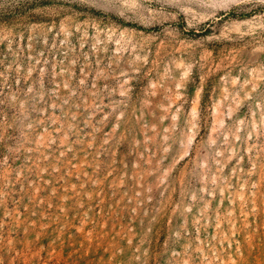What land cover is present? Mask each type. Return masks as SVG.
<instances>
[{
	"label": "rangeland",
	"instance_id": "374dc122",
	"mask_svg": "<svg viewBox=\"0 0 264 264\" xmlns=\"http://www.w3.org/2000/svg\"><path fill=\"white\" fill-rule=\"evenodd\" d=\"M0 264H264V0H0Z\"/></svg>",
	"mask_w": 264,
	"mask_h": 264
}]
</instances>
